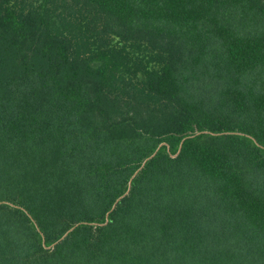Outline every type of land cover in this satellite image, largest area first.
<instances>
[{"label":"trees","instance_id":"16d2710c","mask_svg":"<svg viewBox=\"0 0 264 264\" xmlns=\"http://www.w3.org/2000/svg\"><path fill=\"white\" fill-rule=\"evenodd\" d=\"M0 264H264V0H0Z\"/></svg>","mask_w":264,"mask_h":264}]
</instances>
